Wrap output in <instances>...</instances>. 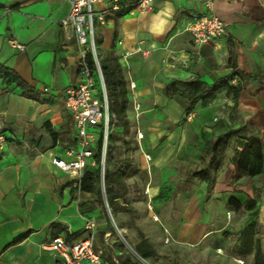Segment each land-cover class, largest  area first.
<instances>
[{
  "label": "crops",
  "instance_id": "1",
  "mask_svg": "<svg viewBox=\"0 0 264 264\" xmlns=\"http://www.w3.org/2000/svg\"><path fill=\"white\" fill-rule=\"evenodd\" d=\"M132 1L119 0L123 5ZM212 1L214 12L229 31L227 38L212 43L197 45L186 30L192 14L205 10L202 0H153L151 11L140 12L130 7L123 15L108 12L97 31L102 36L99 50L113 49L124 69L129 116L135 117L133 101L140 105L137 123L145 140L142 152L151 157L148 165L140 155L141 168L148 165L151 171V166H159L173 179L181 169H186V159L200 164L207 139L229 129L236 130L224 149L228 154L224 163L227 168L220 174L217 172L209 201L215 200L220 175L228 174L229 180L236 174L230 159L239 136L258 139L264 151V0ZM15 3L18 7L11 8ZM0 4V63L16 71L38 93V98H30L20 88L0 82V129L7 137L0 148V264H53L56 256L41 248L56 235L51 224H62L60 236L79 233L75 238H81L85 235L84 220L89 215L81 212L80 204L83 208L84 204L86 207L97 204L94 194L80 190L77 177L50 161L51 155L70 160L66 150L76 146L72 117L64 108L62 96L63 90L77 80L75 41L62 25L69 3L0 0ZM11 40L22 45V49L11 44ZM137 47L150 52L143 56ZM232 77L235 83L230 85L238 88L235 98L222 90L208 102L197 100L190 112H185L178 100L165 91L173 80L177 81V88H182V82L195 78L211 84L215 79L228 81ZM43 87H48V91L43 92ZM262 175L264 165L260 174L240 176L235 186H230L229 198L244 201L243 192L264 191ZM258 178L261 183L251 182ZM169 182L174 183L166 181ZM247 182L248 186H243ZM199 183L198 199H192L180 218L161 214L164 222L169 223V219L179 222L175 231L163 225V231H170L171 239L178 245H197L210 234L223 233L221 229L210 228L208 222L215 220L212 214L202 213L206 189L203 181ZM140 186L146 199L133 197L119 203L133 207L130 224L118 222L121 218L118 214L123 211L117 212L113 219L120 225L115 224L116 227L125 232L131 226L139 229L155 254L144 258L135 251L138 235L130 243L122 233L115 237L107 231L102 246L118 264L127 255L134 264H169L168 259L175 252L166 241L160 242L147 225L148 221L159 222L152 202L159 185H152L147 179ZM234 188L243 192H233Z\"/></svg>",
  "mask_w": 264,
  "mask_h": 264
},
{
  "label": "trees",
  "instance_id": "2",
  "mask_svg": "<svg viewBox=\"0 0 264 264\" xmlns=\"http://www.w3.org/2000/svg\"><path fill=\"white\" fill-rule=\"evenodd\" d=\"M136 1V0H134ZM132 1V3L134 2ZM1 6V4H0ZM18 3H15L11 8H17ZM130 7L120 6L118 13L120 15L125 14ZM95 37V36H94ZM95 39V38H94ZM102 43V36L100 33H96V47L98 48V63L101 70L103 83L106 91L107 101H108V111H109V121L114 118L121 125L122 129L128 131L129 124H131V118L128 114V86L127 80L124 75V69L118 61L117 55L114 53L113 49L102 52L99 50V46ZM89 64L92 71L96 72V67L91 55H89ZM96 76V75H95ZM0 82L7 87H18L21 89L22 94L30 98H38V93L29 85L25 80H23L20 75L14 71L12 68L0 63ZM177 81H172L166 86V93L170 96H174L178 102L183 106L185 112H190L193 108L194 103L201 99L204 102H208L215 98L218 92L226 90L233 94L235 98L238 94V88L231 86L227 79L219 78L212 81L211 84H207L204 81L195 78L188 81L182 82V88L176 87ZM96 84L98 85V80L96 77ZM99 88V87H98ZM179 89V90H178ZM186 93V94H184ZM236 133L235 129H229L225 131L222 135H218L215 138H209L206 140L202 153L200 154V159H204L205 155H209L207 163L198 168L190 171L187 176L189 178H197L205 183L206 197L211 191L219 171L222 165V151L229 145L228 138ZM101 134V132H100ZM137 138V137H136ZM135 138V139H136ZM116 137L112 134H107L106 150H105V166L103 173L104 187L103 192L105 195V201L110 207V212L114 218L117 212L123 211L127 213H133V207L126 204L121 205L118 203V199H125L128 191V186L126 184V179L131 177L137 172V165L133 163L132 159L121 157L112 145ZM100 143L101 139L98 140L97 149L93 154L94 164L86 165L83 175L79 179V188L82 191L89 192L95 195L96 202L104 204L103 193L100 185ZM234 152L230 159L236 170V176L240 177L242 175L255 176L260 174L261 169L264 165V151L261 142L252 137H246L245 135L239 136L234 142ZM214 162V163H213ZM213 166V168H212ZM255 189H253L254 191ZM255 197H247L244 201L231 196L228 199V206L234 212H239L242 209L254 208L252 215H257L258 204L257 198H259V190H255ZM94 204L90 206H85L80 204V210L84 214H88L91 209H93ZM105 205L101 207L104 212ZM106 210V208H105ZM120 227L119 223H116ZM63 226L59 222H54L51 224V230L56 231L58 236L60 230ZM109 232L110 235L115 233V229L110 222L109 216L104 217V225L97 231V237L102 246L104 243V234ZM137 235L140 240L134 245L135 251L142 257H147L148 255L155 254V251L151 248L148 241L143 238L142 233L136 228ZM79 233H74L73 235H64L66 240H75ZM54 236V237H55ZM96 238V236H95ZM96 245V242H95ZM97 246V245H96ZM106 249V247H105ZM106 258L110 259V255L105 252ZM119 264H134L131 261L129 255H127L123 260H119Z\"/></svg>",
  "mask_w": 264,
  "mask_h": 264
},
{
  "label": "rangeland",
  "instance_id": "3",
  "mask_svg": "<svg viewBox=\"0 0 264 264\" xmlns=\"http://www.w3.org/2000/svg\"><path fill=\"white\" fill-rule=\"evenodd\" d=\"M99 25L101 24L94 20L93 27L95 42ZM98 52V48L96 47V53L98 54ZM130 118L131 124H129L128 131L122 129L121 125L114 118H111L109 121V134H112L116 137V140H114L112 143L114 149L118 151L121 157L132 159L133 163L137 165L138 169L136 173L126 179L128 191L125 199H118L117 201L118 203H122L124 201L128 202V199L133 197H143L146 199L145 191L140 185L147 179L151 180L152 185H159L157 193L152 196L153 209L159 218V222L156 221V224L155 222L148 221L147 225L150 226L152 233H154L155 236H159L160 242L163 240L166 241V245L175 252L168 259L169 264H264V191L259 190V192H261L260 197L256 199L259 207L257 215H252L254 208H245L239 212L232 211L227 204L231 192L229 188L230 186L234 187L236 180L241 178L234 174L231 175V179L229 180L228 174H221L219 177L220 188L215 192V200L209 201L212 194H214V192L211 190L207 195V199L202 202L201 209L203 215L212 214L215 219L208 222L210 228H215L217 230L221 229L223 233L210 234L206 238L200 239V242L197 245H178L174 242V240L171 239L170 231H175L178 228L179 222L172 220L170 222V219L169 223L164 222V220H162L163 218L161 214H165L167 218L172 217V215H179L180 218L183 211L188 208V204L192 203V199H198L201 191L199 180L197 178H189L187 174L193 169H197L198 167L205 165L207 163V158L200 160V164L196 163L193 159H186L188 160L186 169H181L179 174H175L173 176V179L170 178V175L166 174L165 170L160 169L159 166H151L152 168L150 171V167H148V165L151 162V157L148 162L145 160L148 164L146 165V168H141L140 155H143L142 150L144 148L143 145L145 140H143L144 137L142 136L138 142L136 138L138 121H136L135 117L132 118L131 115ZM227 155L223 150V165L221 166L218 174H220L222 171H225L227 168V165L224 166V163L228 159ZM261 178V182L264 181V175L260 176V179ZM182 179L183 182L180 181ZM260 179L258 178V180L251 182L253 184H259L261 183L259 182ZM166 181H174L175 184H170V182L168 184ZM226 181L230 182L227 183ZM243 186L247 187L248 182L243 184ZM234 191L243 192V190L235 188L233 192ZM254 191L252 190L250 193L243 192L246 197L241 196V199H246L247 197L253 196L255 197ZM94 206L95 207H93V209L88 212V215L89 217L94 218L96 221L95 242L96 245L100 247L101 243L97 237V231L104 225V217L108 216V214L105 208L104 212L101 210V207H103L104 204L98 203ZM107 206L110 210L108 204ZM118 215L121 217L119 218L118 222L124 220L127 223L133 217L130 213L126 212H119ZM157 217L153 215L154 219H157ZM110 222L114 227L113 222L116 224V220L113 219V222L111 220ZM163 225H167L170 231H163ZM118 230L120 231V234L115 230V233L112 235L119 237L118 235H121L122 233L125 240L130 243L137 239V231L132 226L129 230H127V232H125L123 229ZM157 239L154 238L156 243L159 242ZM160 242L158 245L161 244ZM215 245L216 248L213 249ZM206 246H208V248H206Z\"/></svg>",
  "mask_w": 264,
  "mask_h": 264
},
{
  "label": "built area",
  "instance_id": "4",
  "mask_svg": "<svg viewBox=\"0 0 264 264\" xmlns=\"http://www.w3.org/2000/svg\"><path fill=\"white\" fill-rule=\"evenodd\" d=\"M67 1L69 3V10L62 20V25L68 30L67 33L70 32L71 35H68V37L72 36L75 41L77 80L73 85L63 90L62 96L64 108L72 117L76 146L66 150V154L71 156L70 160H64L56 155H51L50 161L56 167L80 179L86 165L88 163L90 165L94 164L92 157L97 149L98 140L101 139L99 167L100 185L103 189L109 111L96 53L93 22L96 20L100 24L104 23V14L119 11L122 4L119 0ZM202 2L205 10L193 13L191 22L186 27L192 41L197 45H201L227 38L229 31L223 21L214 12L213 1L202 0ZM123 7H132L140 12L151 11L153 9V0H136L129 5H123ZM10 43L22 49V45L12 40ZM119 43L121 42L119 41ZM136 50L143 56L150 52V50L142 49L141 47H137ZM89 55H91L95 64V73L90 67ZM123 56H126V54ZM96 77L99 88L96 84ZM228 82L229 84H234L235 78H230ZM130 87L133 88V84H130ZM48 89V87H43L42 91L47 92ZM139 107V103L133 101L136 121ZM142 136V133L137 130L136 137L138 142ZM6 140V135L0 129V148L4 146ZM143 157L147 162L150 160V155L147 153H143ZM83 228L85 235L81 238L66 240L63 236L58 235L53 237L48 243L41 245L42 249L49 250L56 256L53 264H118L116 259L106 258L104 249L95 245V219L92 217L85 218ZM132 252L139 260L144 261L140 255L133 250Z\"/></svg>",
  "mask_w": 264,
  "mask_h": 264
},
{
  "label": "water",
  "instance_id": "5",
  "mask_svg": "<svg viewBox=\"0 0 264 264\" xmlns=\"http://www.w3.org/2000/svg\"><path fill=\"white\" fill-rule=\"evenodd\" d=\"M102 193H103V201H104V205H105V208H106V212H107V214L109 216V219L113 222V218H112V216L110 214V210H109V208H108V206L106 204V201H105V195H104L103 189H102ZM113 225H114V222H113ZM114 229L117 231V233L120 234V231L118 230V228L115 225H114Z\"/></svg>",
  "mask_w": 264,
  "mask_h": 264
}]
</instances>
